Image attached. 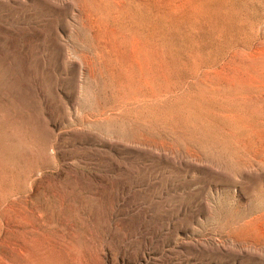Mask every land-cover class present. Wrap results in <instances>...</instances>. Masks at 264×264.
Wrapping results in <instances>:
<instances>
[{"label":"rangeland","instance_id":"1","mask_svg":"<svg viewBox=\"0 0 264 264\" xmlns=\"http://www.w3.org/2000/svg\"><path fill=\"white\" fill-rule=\"evenodd\" d=\"M249 159L264 160V0H0V264H92L105 177L139 182L128 223L181 202L197 212L178 220L242 222L235 238L261 246Z\"/></svg>","mask_w":264,"mask_h":264},{"label":"bare ground","instance_id":"2","mask_svg":"<svg viewBox=\"0 0 264 264\" xmlns=\"http://www.w3.org/2000/svg\"><path fill=\"white\" fill-rule=\"evenodd\" d=\"M240 164L248 170L245 174L264 175V160L249 159ZM127 179L128 177H124V179L110 181L108 177H105L102 182L106 187L110 186L113 191L112 201L115 208L107 212L105 220H95L92 224L84 223V235L87 232L94 238L91 243V251L94 255L92 264H150L152 261L153 264H261L262 259L264 261L263 230L262 238L257 239L258 244L262 245L256 247L254 245L256 242L235 238L234 231L242 222L215 223L205 226L178 220V217L191 211L189 205L185 203L175 204V215L162 220L156 218L158 208L161 206L158 201L155 209L150 205L145 208V213L138 210L128 223L123 219V215L137 200L132 195L131 189L138 186L139 182H128ZM103 183L92 184L89 190H84V193L87 192L88 198L95 199L101 193L99 184ZM234 188L235 195L239 197V187L234 186ZM173 189L175 195L183 191L179 186ZM194 197L196 196H192L193 199L190 202L193 207L206 206L202 198ZM174 198L173 196L172 199ZM150 212L153 214L150 215ZM191 212L195 214L197 210ZM261 214L262 211L256 216ZM145 217H153V219L146 221ZM190 239H196L197 244L187 241Z\"/></svg>","mask_w":264,"mask_h":264}]
</instances>
